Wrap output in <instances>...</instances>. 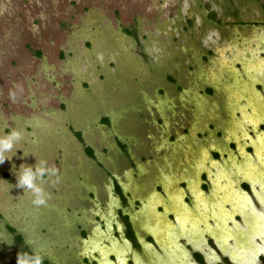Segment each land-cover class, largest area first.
I'll list each match as a JSON object with an SVG mask.
<instances>
[{
  "label": "rangeland",
  "instance_id": "obj_1",
  "mask_svg": "<svg viewBox=\"0 0 264 264\" xmlns=\"http://www.w3.org/2000/svg\"><path fill=\"white\" fill-rule=\"evenodd\" d=\"M249 114L264 117V0H0V134L23 133L0 164V215L55 264H96L113 244L109 264H128L120 212L141 242L170 226L157 186L173 208L183 180L209 178L206 163L192 168L207 149L250 160L261 120L244 126ZM41 161L55 171L36 205L15 172ZM20 256L0 219V264Z\"/></svg>",
  "mask_w": 264,
  "mask_h": 264
},
{
  "label": "flooded vegetation",
  "instance_id": "obj_2",
  "mask_svg": "<svg viewBox=\"0 0 264 264\" xmlns=\"http://www.w3.org/2000/svg\"><path fill=\"white\" fill-rule=\"evenodd\" d=\"M257 119L261 120L259 142L250 128L254 139L246 144L252 152L250 160L224 162L220 151L207 149L214 161L209 156L198 158L192 168L201 169L206 163L209 178L203 171L200 179L183 180L182 185H188L185 201L174 198L173 208L166 190L157 186L169 208L170 226L155 223L160 229L144 230L146 240L141 242L135 238L129 214L120 212L122 227L125 231L126 219L134 239L131 247L137 252L128 264H264V156L261 153L263 157L257 159L256 154L261 151L259 143L264 146V117L245 115L242 123L246 126L245 122ZM228 143L235 148L233 139ZM126 244L125 250H130Z\"/></svg>",
  "mask_w": 264,
  "mask_h": 264
},
{
  "label": "clouds",
  "instance_id": "obj_3",
  "mask_svg": "<svg viewBox=\"0 0 264 264\" xmlns=\"http://www.w3.org/2000/svg\"><path fill=\"white\" fill-rule=\"evenodd\" d=\"M23 139V133L21 130L12 129L7 133L0 134V164L5 159H11L16 151L20 148L17 145ZM12 153L11 156L7 155ZM51 171L54 173V169L48 170L44 166V162L41 161L40 166H25L21 164L18 171L15 172L16 183L15 187L21 190H29L33 197V203L36 205H42L45 203V193L38 185L37 181L45 175L46 172ZM18 264H42V257L38 252H25L18 258Z\"/></svg>",
  "mask_w": 264,
  "mask_h": 264
},
{
  "label": "trees",
  "instance_id": "obj_4",
  "mask_svg": "<svg viewBox=\"0 0 264 264\" xmlns=\"http://www.w3.org/2000/svg\"><path fill=\"white\" fill-rule=\"evenodd\" d=\"M169 78L172 79L171 76H169ZM208 91H211V89L208 88ZM100 123L103 125H109L110 124L109 116L102 114V116L100 117ZM74 133L79 140L84 141V139H83L84 136H83L82 132L75 131ZM117 143H118V147L120 149H122V151L125 152L126 151L125 143L120 141L119 139L117 140ZM85 154L88 155L90 158L95 159L93 148L88 143L85 144ZM115 191L123 198L121 189L116 182H115ZM0 219L3 222L4 228L7 230V232L9 233V236L11 237V241L17 246V248H19L21 255L25 252L31 253V252L35 251L41 255L42 264H55L53 256H50L47 253H43V251H41L39 248H36V245L34 244L33 241L32 242L29 241V239L27 237L28 236L27 230L13 225L11 222L6 220L5 218H2L1 215H0ZM124 223L126 225L125 234L128 238L132 239L133 238L132 232H131V229H130L129 224L126 221V219H124ZM81 235L85 236L84 230H81ZM86 263L88 264V260L86 258H84V261L82 264H86ZM74 264H80V263L74 262Z\"/></svg>",
  "mask_w": 264,
  "mask_h": 264
},
{
  "label": "water",
  "instance_id": "obj_5",
  "mask_svg": "<svg viewBox=\"0 0 264 264\" xmlns=\"http://www.w3.org/2000/svg\"><path fill=\"white\" fill-rule=\"evenodd\" d=\"M122 243L125 244L124 246L127 245V244H126L127 241L122 240ZM113 246H114V244H113V245H109V247H106L107 249H104L102 253L99 252V251L96 252V253L98 254V256H99V258H98L96 264H109V262H108V260H107V258H106V254H107V253H105V252L112 251ZM94 247H95V246L93 245V248H94ZM124 248H125V247H124ZM108 249H109V250H108ZM93 250H94V249H93ZM107 250H108V251H107ZM89 253H92V251L89 250ZM121 259H122V258H121ZM113 261H114L113 263H116V264H124V263H122V260H120L118 256H117L116 259H114Z\"/></svg>",
  "mask_w": 264,
  "mask_h": 264
}]
</instances>
